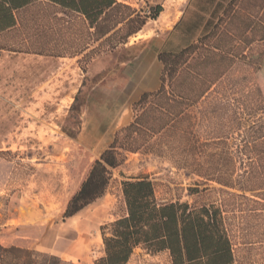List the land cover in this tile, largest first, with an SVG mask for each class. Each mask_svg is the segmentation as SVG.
Returning <instances> with one entry per match:
<instances>
[{
    "label": "rangeland",
    "instance_id": "1",
    "mask_svg": "<svg viewBox=\"0 0 264 264\" xmlns=\"http://www.w3.org/2000/svg\"><path fill=\"white\" fill-rule=\"evenodd\" d=\"M116 1L143 16H155L159 6L163 11L156 19H149L126 44H121L116 36L97 43L90 36L94 30L90 31L75 13L64 15L58 8L42 7L22 14V27L0 37V44L15 48H20V43L27 40L35 45L48 43L54 53H66V57H53L0 50V246L46 254L38 259L47 264H95L103 255L101 229L121 214V190L126 181L149 178L158 199L165 202L192 203L197 198L190 196V190L197 187L200 179L176 166L170 157L144 152L128 154L125 163L112 170L106 195L84 215L69 222L63 219L64 207L75 194L89 164L108 149L115 134L123 129L114 134L95 133L92 117L100 112L96 108L102 110L109 103H116L120 96L119 85L123 96L126 85L129 89L134 87L141 74L136 70L139 65L132 61L157 33L167 37L184 12L186 22L192 21V28L194 24L199 26L210 20V10L201 11L207 9L208 4L195 8L196 1L200 0ZM231 2L227 0L224 7ZM233 12H236L235 17H224L219 30L227 29L225 44L238 60L225 79L192 108L190 121L196 137L203 142L228 140L230 152L242 172L244 154L250 159L254 152L250 142L257 114L252 94L259 86L257 67L259 63L264 65V42L259 41L264 35L259 29L264 26V0H237ZM250 22L255 27L252 33L247 29ZM217 23L216 18L208 22L206 32L200 37H195L193 31L189 37L180 35L187 43L186 48L191 44L198 46L184 60L191 65L206 59L210 63L205 69L195 71L208 76L199 91L223 70L216 64L217 39L210 36L202 40ZM162 67L163 71V64ZM173 68L180 79L191 77V73L195 75L182 65L175 64ZM108 136L111 142L107 147L93 149L98 139ZM210 187L216 190L211 191L209 201L228 198V191L223 192L216 184ZM240 215L234 212L226 215L236 249L253 245L256 249L251 252L253 262L262 264L259 248L264 231L258 221ZM68 227H72L73 232L68 230L60 237L59 233ZM48 231L55 237V246L62 247V253L40 250V241ZM71 251L77 252V256L70 254ZM237 255L243 253L238 251ZM51 256L59 261L51 260ZM128 264H171V259L167 253L137 250Z\"/></svg>",
    "mask_w": 264,
    "mask_h": 264
},
{
    "label": "trees",
    "instance_id": "2",
    "mask_svg": "<svg viewBox=\"0 0 264 264\" xmlns=\"http://www.w3.org/2000/svg\"><path fill=\"white\" fill-rule=\"evenodd\" d=\"M219 1L206 0L209 7L201 10L203 13L210 10L209 22L218 19L202 40L210 36L217 39L218 45L214 47L218 53L216 64L223 69L222 72L199 91L208 76L195 71L205 69L210 63L206 59L191 65L184 60L197 45L191 44L179 54L160 53L159 59L164 66L161 89L157 93L142 95L132 105L130 124L115 134L113 143L98 159L91 161L75 194L64 207L63 219L75 217L104 197L113 177L112 170L122 166L128 154L144 152L170 157L176 166L200 179L197 187L190 190V196L197 198L192 203L181 200L165 202L158 199L149 178L126 181L121 190V214L101 229L103 255L95 264H128L137 250L151 254L167 253L171 264H255L251 253L255 249L253 245L236 249L226 215L234 212L255 219L264 231V65L259 63L257 67L259 86L252 94L254 113L257 114L250 142L253 157L249 159L244 154L242 172L237 168V159L230 152L228 140L203 142L196 137L194 124L190 121L192 108L225 79L238 60L225 44L227 29L219 30L225 18L235 17L233 5L237 0H231L228 7H224L227 0ZM38 7L58 8L64 15L78 13L84 17L90 31L94 30L90 36L97 43L116 36L121 44H126L147 25L149 19H156L163 11L159 6L155 16H143L116 0H0V37L18 29L24 22L21 15ZM252 25L250 22L247 26L250 33L255 30ZM259 29L264 34V26ZM259 41L264 42V35ZM20 44V48L0 44V50L66 57V53H54L48 43L35 45L25 40ZM175 64L195 75L191 73L189 78H178L180 76L174 74ZM195 92L199 93L193 95ZM211 184L218 185L223 192L228 191V198L209 201L211 191L216 190L210 187ZM262 236L259 249L264 264V232ZM238 251L243 255L238 256ZM45 255L27 248L0 246V264H47L38 259ZM51 260L59 261L54 256Z\"/></svg>",
    "mask_w": 264,
    "mask_h": 264
},
{
    "label": "crops",
    "instance_id": "3",
    "mask_svg": "<svg viewBox=\"0 0 264 264\" xmlns=\"http://www.w3.org/2000/svg\"><path fill=\"white\" fill-rule=\"evenodd\" d=\"M196 2L195 8L198 6L202 8V5H204L206 0H200ZM75 14L82 18L85 22L83 16L79 15L78 13ZM185 15L186 14L184 12L181 18H178L174 22V26L170 29L167 37H162V34L157 33L156 36L150 40V44L145 47L142 53H140V55L132 61L139 65L137 66L138 68L136 70H138V72L141 74L140 79L135 81L134 87L129 89V87L126 85L124 87L125 95L123 96L122 86L119 85L118 89L120 90V96L118 101L116 103H109L107 108L104 107L102 110H100V108H96V110H99L100 112L97 113L94 118L92 117V124L95 127V133H102L106 135L108 133L114 134L117 130L128 126L132 120V105L138 102L142 95L146 93H157L161 89L160 87L162 84L161 77L163 74V67L162 62L159 59L160 53H174L178 50L182 51L187 47V43L185 44L183 37H189L192 31L195 32V37H200L203 32H206L209 21H207L205 24L202 23L199 26L194 24V28H192V21L189 20L186 22L188 18L186 19ZM180 35H183V37ZM107 138L98 139L96 144L93 146V149L107 147L111 142V137L108 136ZM102 198L98 199L92 203V205L86 207L83 211L76 214L75 217L66 219L67 222L75 220L80 215H84V213L89 208H91L93 204H97V202H99ZM68 230L73 232L72 227H68L59 233V236L64 237ZM54 238L55 237L51 231L46 232L40 241V250L48 253H62V247L59 245L58 247L55 246ZM70 254L77 256V252L75 251H71ZM78 259H80V257H78Z\"/></svg>",
    "mask_w": 264,
    "mask_h": 264
}]
</instances>
